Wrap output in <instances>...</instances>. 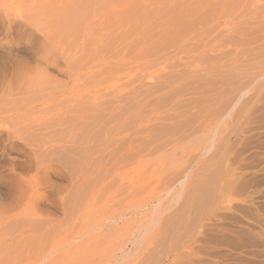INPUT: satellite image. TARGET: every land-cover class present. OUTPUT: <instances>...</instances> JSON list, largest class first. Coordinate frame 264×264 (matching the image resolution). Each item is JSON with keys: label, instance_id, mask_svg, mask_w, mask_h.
<instances>
[{"label": "rangeland", "instance_id": "rangeland-1", "mask_svg": "<svg viewBox=\"0 0 264 264\" xmlns=\"http://www.w3.org/2000/svg\"><path fill=\"white\" fill-rule=\"evenodd\" d=\"M195 238L188 264H264V0H0V264Z\"/></svg>", "mask_w": 264, "mask_h": 264}, {"label": "bare ground", "instance_id": "bare-ground-1", "mask_svg": "<svg viewBox=\"0 0 264 264\" xmlns=\"http://www.w3.org/2000/svg\"><path fill=\"white\" fill-rule=\"evenodd\" d=\"M116 8L117 7H114L112 10H110V9H106L105 11H102V16H103V18L104 19H106V18H108V17H112V16H116L115 15V13H114V11L116 10ZM145 50V49H144ZM143 50V51H144ZM147 52V51H146ZM142 53V52H141ZM139 54V53H138ZM142 54H144V53H142ZM147 54V53H146ZM145 54V55H146ZM144 56V55H143ZM142 56V57H143ZM237 58V57H236ZM133 60V59H132ZM139 60H140V58H139ZM130 62V61H129ZM139 62V61H138ZM239 62V61H238ZM140 63H141V61H140ZM132 64V63H131ZM130 64V65H131ZM128 66H129V64H128ZM137 67V69H136V71H138L139 70V65L138 66H136ZM142 67V66H141ZM129 68H132V67H129ZM148 68V67H147ZM151 68H152V66H151ZM133 69V68H132ZM129 70V69H128ZM141 70V69H140ZM143 70H144V68H143ZM146 70V69H145ZM158 70V69H157ZM132 71V70H131ZM142 71V70H141ZM147 72H149V69H148V71ZM131 73V72H130ZM149 77V76H148ZM129 79V78H128ZM134 83H136V82H134ZM131 85V84H130ZM128 87H129V85H128ZM133 88V87H132ZM129 89H130V87H129ZM128 89V90H129ZM131 90V89H130ZM127 92V91H126ZM127 94V93H126ZM125 94V95H126ZM129 94V93H128ZM127 94V95H128ZM137 97V96H136ZM123 98H125V97H123ZM122 98V99H123ZM131 101V100H130ZM126 103V102H125ZM149 104V103H148ZM120 105V104H119ZM122 105V104H121ZM145 105V104H144ZM125 106V105H124ZM126 109V108H125ZM149 110V109H148ZM130 112V111H129ZM124 114H126V113H124ZM143 114V113H142ZM130 115H132L131 113H130ZM137 115H138V112H137ZM136 115V116H137ZM140 117V116H139ZM126 118V117H125ZM137 118V117H136ZM133 119V118H132ZM147 123V122H146ZM127 124V123H126ZM150 130V129H149ZM112 131H114V130H112ZM137 131V130H136ZM135 131V132H136ZM131 132V131H130ZM134 132V131H133ZM132 132V133H133ZM119 133V132H118ZM129 133V132H128ZM128 133H125V132H121L120 134H113V135H110L109 136V140L112 142V141H122V142H124V141H126L127 139H130V138H133L130 134H128ZM136 134V133H135ZM134 133H133V135L134 136H136ZM131 136V137H130ZM140 136V135H139ZM143 138V137H142ZM118 139V140H117ZM144 139H145V137H144ZM181 139V138H180ZM109 141V142H110ZM130 141H132V140H130ZM129 141V142H130ZM181 141V140H180ZM111 142L110 143H108V145L110 146L111 145ZM147 144V143H146ZM181 144V143H180ZM107 145V144H106ZM130 145H127V147H129ZM107 147V146H106ZM105 147V148H106ZM111 147V146H110ZM126 147V148H127ZM174 147V146H173ZM153 148V147H152ZM110 150V149H109ZM171 150V149H170ZM125 151V150H124ZM157 151V150H156ZM172 151V150H171ZM164 152V151H163ZM170 152V151H169ZM123 154V153H122ZM177 154V153H176ZM117 155V154H116ZM155 155H156V153H155ZM118 156H119V154H118ZM143 156V155H142ZM157 156H158V154H157ZM161 156V155H160ZM174 156H176V155H174ZM134 157H136V155L134 156ZM153 157V156H152ZM172 157V156H171ZM159 158V157H158ZM156 159V158H155ZM162 159V158H161ZM164 159V158H163ZM169 159V158H168ZM117 160V159H116ZM132 160H133V158H132ZM147 160V159H146ZM158 160V159H157ZM165 160V159H164ZM167 160V159H166ZM165 160V161H166ZM147 161H149V160H147ZM133 162V161H132ZM135 162V161H134ZM141 161L138 159L137 160V164L135 165V168H138V167H140V165H139V163H140ZM153 162H155V161H153ZM131 163V162H130ZM177 164V163H176ZM120 166V165H119ZM146 166V165H145ZM229 166V165H228ZM112 168V167H111ZM122 168V167H121ZM110 169V168H109ZM117 169V168H116ZM158 169H159V167H158ZM180 170V169H179ZM185 170V169H184ZM183 170V171H184ZM228 170V169H227ZM232 170V169H231ZM233 170H234V168H233ZM111 171V170H110ZM120 171H122L121 173H120ZM125 171L126 170H124V172H123V170H121L120 168H119V170L117 171H114V172H117V173H119V175L121 174L122 176L124 175V174H126L125 173ZM156 171V170H155ZM127 172V171H126ZM180 172V171H179ZM181 172H182V170H181ZM231 172V171H230ZM160 173V172H159ZM159 173H157V175H159ZM178 174H180V173H178ZM238 174V173H237ZM120 175V176H121ZM156 175V174H155ZM185 175H187V174H185ZM126 176V175H125ZM125 176L123 177V178H125ZM157 177V176H156ZM227 177V176H226ZM230 177V176H229ZM232 177H233V175H232ZM190 178V177H189ZM228 178V177H227ZM231 178V177H230ZM229 178V179H230ZM235 178V177H234ZM233 179V178H232ZM179 180V179H178ZM177 180V181H178ZM186 180V179H185ZM188 180V179H187ZM184 181V180H183ZM225 181V180H224ZM232 182V181H231ZM225 183V182H224ZM229 183V185L231 184L230 182H228ZM227 184V183H226ZM225 185V184H224ZM228 185V184H227ZM228 185V186H229ZM232 185V184H231ZM222 187H224V186H222ZM232 187H233V185H232ZM225 189V188H224ZM227 190H229V188L227 189ZM224 193L226 192V191H224V190H222ZM222 192V196L221 197H223V193ZM221 193V192H220ZM219 193V194H220ZM230 193H232V192H230ZM225 195V194H224ZM230 195H232V194H230ZM222 200V199H221ZM227 200V199H226ZM224 201V200H223ZM219 202V201H218ZM222 202V201H221ZM225 202H227V201H225ZM224 202V203H225ZM137 203V202H136ZM223 203V204H224ZM230 203H232V202H230ZM223 204H222V206H223ZM226 205H228V204H226ZM221 206V205H220ZM219 206V207H220ZM229 206V205H228ZM224 207V206H223ZM227 207V206H226ZM140 208V207H139ZM216 209V208H215ZM220 209V208H219ZM219 209H218V211H219ZM221 209H222V207H221ZM224 209V208H223ZM230 209V208H229ZM137 213V212H136ZM216 213V212H215ZM214 218V217H213ZM218 218V217H217ZM223 218V217H222ZM111 219V218H110ZM109 219V220H110ZM215 219H216V217H215ZM137 220V219H136ZM210 222V221H209ZM213 223V222H212ZM212 223H206V222H204L203 224H201L200 223V228H199V230H198V233L199 234H204L205 236L204 237H211V236H209V234L207 233L208 232V230L210 229L211 231L213 230L212 228H214V230L216 229V231H217V228H215L214 227V225L212 224ZM216 223V222H215ZM223 223V222H222ZM227 223H229V222H227ZM222 225V224H221ZM220 225V226H221ZM233 225V224H232ZM101 226V225H100ZM223 226V225H222ZM229 226V225H228ZM106 227V226H105ZM217 227H218V225H217ZM99 228H101V227H99ZM221 228V227H220ZM198 229V228H197ZM219 229V228H218ZM222 229H225L224 227L222 228ZM226 229H228V228H226ZM209 230V231H210ZM220 231H222V230H220ZM224 231H226V230H224ZM213 233H215V232H212V234H210V235H214ZM217 233H219V232H217ZM216 233V236L218 235ZM221 233V232H220ZM219 233V234H220ZM222 233H223V231H222ZM249 234H250V232H248ZM191 234H192V232H191ZM206 234H208L207 236H206ZM228 234V233H227ZM243 234V233H242ZM182 236V235H181ZM199 237H200V235H198ZM219 236H221V235H219ZM224 236V235H223ZM232 236V235H231ZM202 237V236H201ZM234 237H235V235H234ZM249 237V236H248ZM212 238H215V237H212ZM212 238H209L210 240L212 239ZM218 238H220V237H218ZM224 238H225V236H224ZM237 238V237H236ZM201 239V238H200ZM205 239V238H204ZM216 239V238H215ZM206 240V239H205ZM208 240V239H207ZM221 240V239H220ZM226 240V239H225ZM238 240V239H237ZM247 240V239H246ZM201 241V240H200ZM213 241H216V240H213ZM199 241H198V238H195L194 240H192V241H188V242H185V243H183L179 248H176L175 250H174V252H173V255H174V258H173V260H171V262L170 263H168V264H188L190 261H192V258L193 257H195V256H198V251H197V249H196V247H195V244L196 243H198ZM206 243H207V241H205ZM217 242V241H216ZM228 242V241H227ZM238 242V241H237ZM221 243V242H220ZM199 244V243H198ZM201 244V243H200ZM209 244V243H208ZM228 245V244H227ZM230 245V244H229ZM233 245V244H232ZM238 245H240V244H238ZM222 246H223V243H222ZM224 246H226V245H224ZM235 246V245H234ZM203 247V246H202ZM227 247V246H226ZM233 247V246H232ZM238 247V246H237ZM237 247H235V248H237ZM234 248V247H233ZM206 251V250H205ZM204 252V251H203ZM202 252V253H203ZM210 252V251H209ZM168 255V254H167ZM166 255V256H167ZM220 255V254H219ZM215 256V255H214ZM224 256V255H223ZM167 258V257H166ZM170 258V257H169ZM205 258V257H204ZM168 259V258H167ZM222 259V258H221ZM168 260H170V259H168Z\"/></svg>", "mask_w": 264, "mask_h": 264}]
</instances>
